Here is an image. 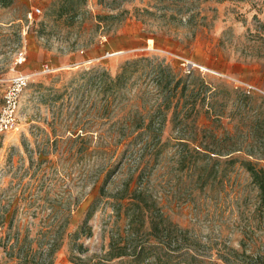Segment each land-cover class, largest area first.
I'll return each mask as SVG.
<instances>
[{
  "label": "rangeland",
  "instance_id": "rangeland-1",
  "mask_svg": "<svg viewBox=\"0 0 264 264\" xmlns=\"http://www.w3.org/2000/svg\"><path fill=\"white\" fill-rule=\"evenodd\" d=\"M261 22L264 0H0V111L10 80L31 76L18 126L0 139V264H27L18 247L8 254L26 236L36 257L57 239L52 264L99 262L129 227L139 190L185 230L204 264H224L226 247L264 254V210L242 163L264 167ZM141 57L150 61L111 84ZM161 79L174 88L169 106ZM183 117L187 134L214 128L255 156L220 158L202 185V158L185 169L178 162ZM162 121L161 138H151ZM91 205L78 249L73 235Z\"/></svg>",
  "mask_w": 264,
  "mask_h": 264
},
{
  "label": "trees",
  "instance_id": "trees-1",
  "mask_svg": "<svg viewBox=\"0 0 264 264\" xmlns=\"http://www.w3.org/2000/svg\"><path fill=\"white\" fill-rule=\"evenodd\" d=\"M259 29L261 32L264 30V23L259 24ZM148 61L150 59L146 57L126 61L115 78L109 77L111 84L117 87L122 86L130 78L133 67ZM158 86L163 92L161 104L169 106L172 99L171 92L174 89L171 86V81L164 82L161 79ZM215 115H218L216 109ZM141 125L139 123L137 127L140 128ZM163 126L164 121L161 122L158 128L151 129V138L160 139ZM189 126L186 117L181 118L179 125L175 126L179 135L177 145L178 162L181 169H185L190 164L196 163L197 159L202 158L204 167L207 169L206 177L202 178V185L210 181V177L216 171V165L220 163V158L230 156L240 150H245L249 157L255 156L254 150L245 148L246 146H236L234 142L228 144L223 137L215 132L214 128H199L198 125H193L195 132L187 134ZM200 133L207 134L209 140L200 139ZM229 139H232V137H229ZM260 156L264 159L263 153ZM242 163L251 174L252 181L258 188L260 207L264 210V167H259L250 159H245ZM124 196L121 198H124ZM118 205L121 206V203ZM127 205L129 206V227L126 228L125 232H119L117 236L111 239L110 248L103 254V259L93 264H105L104 261L110 260H117V264H204L206 262L205 257L201 254L202 250L198 248L196 243L184 244L183 233H185V230L169 219L154 200L151 202V194L148 191H136L131 195V200ZM95 210L96 205H91L83 223L74 233V247L83 249V244H78L76 238L80 234L91 233V228L88 227L87 223ZM6 239L9 242L10 236ZM17 247L19 255L23 253L22 256L27 264H52L59 248V242L56 239L46 248L40 251L36 250L37 253H40V257H36L37 254L35 255L34 249L32 250L31 242L27 236L22 239V242L17 238L16 243H12L10 247L12 250L8 252L9 256L13 255V250ZM218 258L224 264H264V254L249 253L246 249L240 251L232 247H226L219 252Z\"/></svg>",
  "mask_w": 264,
  "mask_h": 264
},
{
  "label": "built area",
  "instance_id": "built-area-1",
  "mask_svg": "<svg viewBox=\"0 0 264 264\" xmlns=\"http://www.w3.org/2000/svg\"><path fill=\"white\" fill-rule=\"evenodd\" d=\"M41 9L37 8L28 14L29 19H33L36 13H40ZM45 72H52L49 66H45ZM30 74L19 73L10 80L5 97L4 104L0 111V139L1 137L16 129L19 122V109L21 98L25 88L29 85Z\"/></svg>",
  "mask_w": 264,
  "mask_h": 264
}]
</instances>
